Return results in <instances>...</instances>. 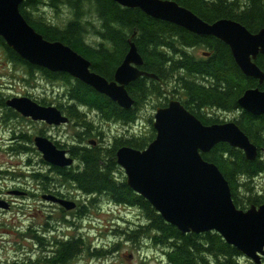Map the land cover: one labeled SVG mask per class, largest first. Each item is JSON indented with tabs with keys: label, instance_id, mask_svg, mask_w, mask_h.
Instances as JSON below:
<instances>
[{
	"label": "trees",
	"instance_id": "16d2710c",
	"mask_svg": "<svg viewBox=\"0 0 264 264\" xmlns=\"http://www.w3.org/2000/svg\"><path fill=\"white\" fill-rule=\"evenodd\" d=\"M174 1L207 22L226 17L239 21L251 32L264 27V0ZM45 5L54 9L63 5L68 10L64 25L52 23L42 15L40 9ZM19 10L45 39L68 45L90 61L92 71L107 80L113 79L116 67L129 48V39L142 57L139 68L156 76H140L126 86L134 103L131 108L124 109L67 73L29 64L0 37L4 57L25 70V75L39 70L51 83L64 85V98L71 103L66 106L59 103L58 108L74 122L82 123L85 141L91 135V126L76 109L80 104L98 110L104 119L125 124L135 121L137 108L145 99L154 97L157 106H165L169 93H176L175 98L203 124L223 121L208 114L213 109L235 111L238 116L233 120L257 146L258 156L247 160L242 150L220 142L207 153H202V157L214 163L226 178L236 207L246 209L264 203V187L256 189L253 182L264 173V161L260 158V149L264 148V114L252 115L239 109L237 104L246 89H264V80L259 84L257 79L246 76L225 43L214 36L197 35L173 23L150 17L139 8L123 7L114 0H24ZM254 61L264 72V56L258 54ZM1 102L5 104L4 99ZM146 121L150 128L145 133L115 138L112 146L107 148L70 146L69 153L78 163L64 168L53 167L56 178H50V181L75 187L87 195L88 203L96 202L93 196L103 195L114 204L138 207L146 222L130 229L126 233L127 239L144 237L151 245L159 247L165 258L163 264H241L242 253L219 233L214 230L180 232L167 223L143 196L133 191L125 178L117 176V172L121 173L115 157L117 148L126 145L143 149L154 138L152 118ZM34 176L43 179L42 175ZM83 211L84 208L79 207L75 213ZM29 234L35 244L42 248L46 246L44 239L32 232ZM49 242L53 254L47 264H70L83 243L81 237L75 236ZM102 253L101 249H96L93 254L101 256ZM260 260L264 262V255Z\"/></svg>",
	"mask_w": 264,
	"mask_h": 264
},
{
	"label": "water",
	"instance_id": "95a60500",
	"mask_svg": "<svg viewBox=\"0 0 264 264\" xmlns=\"http://www.w3.org/2000/svg\"><path fill=\"white\" fill-rule=\"evenodd\" d=\"M24 0H0V37L29 64L53 72L69 74L118 106L129 109L134 100L126 86L140 76L156 78L139 68L143 60L135 43L116 67L113 79L107 80L91 70L88 59L61 41H50L25 20L19 10ZM119 5L139 8L150 17L180 26L197 35H211L225 43L240 68L249 77L264 80L256 65L258 54L264 56V27L249 31L239 21L219 18L207 22L174 0H114ZM208 52H205L207 55ZM239 109L252 115L264 114V89H246L238 98ZM6 105L25 116L49 124H63L68 117L55 105L40 106L28 96L13 97ZM154 138L143 149L120 146L116 163L123 169L126 183L143 196L169 224L180 232L201 233L214 230L243 256L256 264L264 255V203L246 209L236 207L228 181L219 168L202 157L220 142L242 150L247 160L258 156V149L234 120L203 124L178 99L171 98L158 106L152 118ZM35 146L51 166L70 167L73 157L47 138L36 137ZM264 152V149H263ZM42 198L65 210L75 208L73 200L53 194ZM0 207L8 204L0 200ZM19 264H39L19 263Z\"/></svg>",
	"mask_w": 264,
	"mask_h": 264
},
{
	"label": "rangeland",
	"instance_id": "374dc122",
	"mask_svg": "<svg viewBox=\"0 0 264 264\" xmlns=\"http://www.w3.org/2000/svg\"><path fill=\"white\" fill-rule=\"evenodd\" d=\"M40 10L42 15L52 23L64 25L67 21L68 10L63 5L57 9L45 5L41 6ZM63 91L64 85L51 83L48 79H41L39 74H35V76L25 75L21 67L18 68L10 63L0 49V92L3 96L10 95L13 92L28 93L44 97L53 104L63 103L67 105L66 101L68 100L62 101L60 98ZM2 95L1 97H3ZM176 96V93H169L168 95L169 99H176ZM69 103L71 102L69 101ZM157 104L156 98H147L138 106L137 116L131 124L109 120L110 122L105 123L102 128H98L99 130L102 129L104 133V148L112 146L115 138H126L145 133L150 128L146 120L147 118H153L155 109L158 107ZM82 106V104L76 105L82 110L79 112H90L84 118L88 121L91 120L97 112L95 110L91 112L88 107ZM208 114L226 121L238 116L235 111L216 109L209 111ZM10 123L7 125L0 123V176L4 177L3 179L7 178L6 184H10L9 180L12 181V178L24 177L21 181L23 188L28 191H37L32 187L36 182L29 180L30 176L25 177L32 170L31 165L26 166V161L21 162L16 153L12 152V147H9V132L14 124L13 120ZM17 124L24 125V122H18ZM21 129L27 130L24 127ZM17 130H20V128ZM78 131L79 129L72 124H66L58 129L49 128V133L55 136L59 135V140L62 143H70L75 140ZM93 138L95 137L92 136L88 139L92 140ZM89 140H86V142ZM260 158L264 161V153L261 154ZM76 161L73 165L78 163V160ZM44 169L46 170V167ZM120 169L121 173L117 172V176L126 180L123 169L121 167ZM253 182L256 189L264 187V173L257 176ZM61 187V192L70 196L71 200H73L72 196L78 198L80 207H83L84 211L75 213L79 208L77 210L76 208L65 210L54 205L50 206L48 203L43 202L40 197L16 196V206L0 211V264L31 263L27 261L42 256L39 245L26 238L31 232V229L25 231L28 226L39 227L40 231H43V228L47 230L45 231L46 239L62 240L60 238L63 233H67V237H81L82 249L70 264H163L165 258H163L162 250L159 247L151 245L144 237L132 241L127 239L126 233L130 229L146 222L144 213L138 207L114 204L103 195L93 196V198H96V202L88 203L87 195L75 187L68 185ZM96 249L103 251L101 256L93 254ZM241 264L256 263L243 256ZM259 264H264V262Z\"/></svg>",
	"mask_w": 264,
	"mask_h": 264
},
{
	"label": "flooded vegetation",
	"instance_id": "af4514ba",
	"mask_svg": "<svg viewBox=\"0 0 264 264\" xmlns=\"http://www.w3.org/2000/svg\"><path fill=\"white\" fill-rule=\"evenodd\" d=\"M23 71H24V73H26L25 70H23ZM35 74H39L41 79H47L46 74L41 73L39 70L32 72V75L35 76ZM1 95H2V93L0 92V123H4L7 125V124H11L10 122H11V120H13L14 124H13V126L9 132L10 133L9 142H8L9 147H12V152L16 153L17 157L20 159L21 162L24 163V161H26L27 162L26 166H29V164L31 165L32 170L29 172V175H27L25 177L28 178L30 176L29 180L36 182V184L32 185V187L37 191H28L27 189L23 188V183H21V181L23 180L24 177L12 178V181L9 180L11 183L6 184L5 181L7 180V178L3 179L4 177L0 176V200H4L7 202L8 208L6 210L11 209L14 206H16V201H17L16 196L40 197L43 202L48 203L50 206L54 205L58 208H61L58 204L53 203V202H48L42 198V196L44 194H47V193L59 196L61 198H67V199H70V196H67L61 192L62 191L61 186L65 187L67 184H65V183L59 184V183H54V182L50 181L51 180L50 178H52V179L56 178L55 171L53 170V167H56V166L49 165L43 159L41 152H39L37 147L35 146V138L36 137H44V138L49 139L50 141H52L55 144V146L57 148L65 150L68 155H70V153H69L70 146L82 147V145H91V146L98 145L99 147L104 148V146H105V145H103L104 144L103 143L104 133H103L102 129L101 130H99V129L102 128L105 123L110 122V121L102 118V116H101L102 114L100 112H98V110L88 107L91 110V112L95 110L97 113L89 121L86 118H84L85 122L89 123L91 126L90 137H92V136L95 137L92 140H89L88 139L89 137H87V140H89V141L86 142L84 140L85 129L82 128V123L79 121L74 122L67 115V113L61 109H59V110L61 111L62 115H65L68 117V122L56 125V124H49L45 120H42V119H33L31 116H25V115L21 114L20 112H18L17 110H15L14 108L6 105V101L8 99L13 98V97H22V96H28L29 98H31V100H33L35 103H37L40 106H47V105L53 104V103H50L46 98L41 97L39 95L34 96V95H31L28 93L24 94V93H17V92H13L7 96L2 95L3 97H1ZM60 98L62 101L68 100V99L64 98L63 93H62V95H60ZM1 99H4L5 104H2ZM66 102H67V105H70L69 100ZM61 104L65 105L63 103H61ZM55 105L58 107L57 104H55ZM85 106L86 105H83L82 107H85ZM76 109L78 111H82L78 107ZM89 113L90 112L81 113V114L83 116H88ZM100 116H101V118H100ZM95 117H97V119H95ZM99 118H100V120H98ZM18 122H20V123L24 122V125L17 124ZM66 124H72L76 128L79 129L78 133L76 134L75 140H72L70 143H62L61 140H59V135L55 136V135H51L49 133V128L50 129H55V128L58 129V128H62ZM23 127L27 130L24 131L23 129H21ZM18 128H20V130H17ZM32 131H33V133H32ZM85 138H86V136H85ZM263 149L264 148L260 149V153L261 152L264 153ZM74 161H76V160L74 159ZM44 167H46V170L44 169ZM56 168H60V167H56ZM0 173H1V169H0ZM34 174L42 175L43 179L39 176L35 177ZM72 199L75 201V208L78 209L80 207V202H79L78 198L77 197L74 198L72 196ZM1 210H4V209H2L0 207V211ZM38 228L39 227H36V226H34V227L28 226L25 229V231H27V229H31L32 233H34L35 235H37L40 238L45 240L44 243L46 244V246L44 248H42L43 246L39 245V250L42 252V256L41 257L37 256V257L31 258L27 262H31V263L37 262L39 264H47L46 261L51 257V254H53L52 245H49L50 244L49 241L51 239L50 238L46 239L47 237L45 235V231H47V230H44V228H43L42 229L43 231H40ZM26 238H28L29 240H31L34 243L36 242L35 240H33L34 238L31 235H29L28 237L26 236ZM66 238H67V233L61 234L60 239L66 240Z\"/></svg>",
	"mask_w": 264,
	"mask_h": 264
}]
</instances>
